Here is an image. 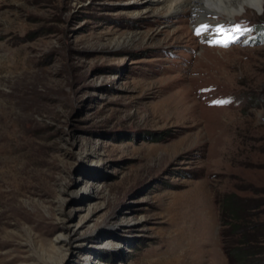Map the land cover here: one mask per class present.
Instances as JSON below:
<instances>
[{
	"label": "rangeland",
	"instance_id": "374dc122",
	"mask_svg": "<svg viewBox=\"0 0 264 264\" xmlns=\"http://www.w3.org/2000/svg\"><path fill=\"white\" fill-rule=\"evenodd\" d=\"M190 18L0 0V264H237L229 195L264 241V7Z\"/></svg>",
	"mask_w": 264,
	"mask_h": 264
},
{
	"label": "trees",
	"instance_id": "16d2710c",
	"mask_svg": "<svg viewBox=\"0 0 264 264\" xmlns=\"http://www.w3.org/2000/svg\"><path fill=\"white\" fill-rule=\"evenodd\" d=\"M243 206L244 202L234 195L222 199V217L229 218L232 233L239 238L238 245L231 246L229 254L237 264H264V241L258 234L250 231L253 225L252 217Z\"/></svg>",
	"mask_w": 264,
	"mask_h": 264
},
{
	"label": "bare ground",
	"instance_id": "6f19581e",
	"mask_svg": "<svg viewBox=\"0 0 264 264\" xmlns=\"http://www.w3.org/2000/svg\"><path fill=\"white\" fill-rule=\"evenodd\" d=\"M160 6L166 12L184 11L188 10L192 19V24L201 23V32H205V35L209 34V31H214V23L219 22L217 18L230 20L235 17L241 9L251 8L259 11L264 7V0H158ZM212 15V22L205 21L206 14ZM214 16V18H213ZM217 17V18H216ZM216 19V20H215ZM205 25L208 26L206 28ZM209 29V30H208ZM196 38L198 35H196ZM198 41L202 42L199 39ZM213 49V48H210Z\"/></svg>",
	"mask_w": 264,
	"mask_h": 264
},
{
	"label": "clouds",
	"instance_id": "9594fccd",
	"mask_svg": "<svg viewBox=\"0 0 264 264\" xmlns=\"http://www.w3.org/2000/svg\"><path fill=\"white\" fill-rule=\"evenodd\" d=\"M223 20H226V19H223ZM230 20H231V19H230ZM205 21L212 22V19H211V18H206ZM228 21H229V20H228ZM229 22H230V21H229ZM201 23H202V22L197 23V24H195L193 27H195V28L197 27L198 29H200V25H201ZM215 24H216V28L214 29V31H213L212 33L205 35V32H202V33H201V36H202L203 38L199 36V39H201V40H202L203 42H205L207 45H208V41H209L210 44H214L216 47H224V46H225L223 43H218V44H217V43H213V41H216V40H222V41L227 40V44H229V43H233V41L231 40V38H229V37L226 35V33L228 32V30H227V28H226V26H225L224 21L219 20V22H217V23H215ZM235 24H236V22L230 24V27L232 28V30H233L234 28H236V27H235V26H236ZM262 27L264 28V25L259 26V27H256V25H253L252 27L245 28V29H244V32H248V31H252V30H253V32H256V33H257V36H263V37H264V29H261ZM219 28H223V29H225V30H226L225 34H218L217 29H219ZM239 28H240V27H239ZM194 34L198 35L197 33H194ZM237 34H238V33H236L235 36H237ZM227 44H226V45H227Z\"/></svg>",
	"mask_w": 264,
	"mask_h": 264
},
{
	"label": "snow or ice",
	"instance_id": "6c2138e0",
	"mask_svg": "<svg viewBox=\"0 0 264 264\" xmlns=\"http://www.w3.org/2000/svg\"><path fill=\"white\" fill-rule=\"evenodd\" d=\"M204 27L206 28V26H204ZM233 31H240V29L236 28V29H233ZM200 32H201V29H197L196 30L197 34H200ZM217 32H218V34H225L226 30L223 29V28H219V29H217ZM213 43H217V44L218 43H223L226 46L227 40H224V41L216 40V41H213ZM224 102H226V101H218L216 103H224Z\"/></svg>",
	"mask_w": 264,
	"mask_h": 264
}]
</instances>
